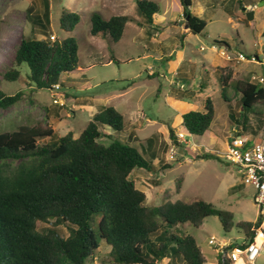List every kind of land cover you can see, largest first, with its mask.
<instances>
[{"label":"trees","instance_id":"trees-1","mask_svg":"<svg viewBox=\"0 0 264 264\" xmlns=\"http://www.w3.org/2000/svg\"><path fill=\"white\" fill-rule=\"evenodd\" d=\"M181 1L186 7L191 5V0ZM42 5V10L34 6L27 9L30 33L22 35L4 78L23 79L36 89L54 90L56 85L61 89L62 75L79 69V43L74 36L43 35L51 23L52 8L50 0H42ZM137 8L146 24L154 21L155 13H162L155 0H137ZM186 15L190 29L196 34L204 33L206 20L189 9ZM130 20L128 15L106 19L95 12L91 33L105 38L111 48L113 42L121 40ZM79 22L77 12L61 7L60 29L71 32ZM23 63L30 70L26 79L21 70ZM230 79L231 75L222 77V95L227 102ZM235 88L241 93L244 109L264 104L263 86L243 80ZM23 95L22 90L15 94L0 91V106L9 107ZM214 117L215 105L208 97L204 111L183 114V125L190 133L202 135ZM125 125V117L116 107L103 105L77 137L72 132L58 135L51 124L40 122L0 132V264H92L102 240L111 249L107 264H158L165 258L168 264L178 259L185 264H205L207 257L195 236L179 235L172 228L186 223L199 227L210 215L217 216L226 231L234 225L244 231L241 244L227 246L225 257L219 254L218 264H235L230 257L232 249L254 240L260 217L235 222L232 210L218 208L204 199L174 200L169 192L162 204L147 203V194L136 186L132 173L137 169L153 171L154 161L133 144L131 136L108 144L101 140L111 137L109 132H103L105 126L120 131ZM170 136L176 140L172 127ZM45 138L49 140L40 141ZM154 139L148 138V150L154 149ZM156 152L155 148L152 153ZM198 157L219 158L212 153ZM13 160L19 162L14 165ZM183 177L176 179L178 190ZM52 219V226L38 228L39 221ZM94 220L97 229L92 224ZM64 222L73 225L68 236L57 229Z\"/></svg>","mask_w":264,"mask_h":264},{"label":"rangeland","instance_id":"rangeland-1","mask_svg":"<svg viewBox=\"0 0 264 264\" xmlns=\"http://www.w3.org/2000/svg\"><path fill=\"white\" fill-rule=\"evenodd\" d=\"M156 1L160 3L163 11L167 9L168 18L175 13L180 15L182 11L180 0ZM50 2L51 23L45 27L46 34L43 35L49 36L52 33L56 37H76L79 43V64L82 69L64 73L61 78L63 87L59 90L36 89L23 79L6 80L4 74L12 67L22 35L30 33L31 22L27 17V9L34 6L36 10H42L43 5L42 0H0V91L5 94H15L20 90L24 92L23 97L15 104L9 107L0 106V132L15 130L21 124L40 122L51 124L58 135L72 132L77 137L93 119L98 108L102 105H113L125 116L128 123L133 122L137 125L131 127L138 137L137 147L141 152L145 151L146 158L156 163L153 171L137 169L132 173L136 186L146 192L147 203L160 205L165 199L166 192H169L174 200L192 202L204 199L218 208L232 210L235 222L256 221L258 207L254 201L255 189L245 184L238 176L235 165L226 159L223 146H217L213 151L219 158H199L201 155H198L195 158L190 156L192 158L190 161L182 160L178 154L172 155L170 146H167L166 141L163 142V137L154 144V149H157L155 154L152 153L154 149L148 150L149 136L155 131H163L165 123L175 118L176 98L170 94V82L174 78L173 66L168 59L161 62L154 58L148 50L149 43L146 42V37L149 28L143 24L144 19L138 11L137 0H50ZM62 6L80 15V22L71 32L58 27ZM215 11L216 20L208 23V32L214 37L217 32L222 33L224 28L225 32L231 33L230 25L223 18L222 9L216 7ZM95 12L102 14L106 19L113 15L131 17L123 37L119 42H113L111 48L105 38L91 33L92 15ZM248 38L253 40L252 29L249 30ZM227 39L231 41L229 37ZM182 41L184 47L182 49L180 46V49L186 55L196 57L204 55L205 52L200 49L205 43L204 39L190 37ZM215 41L221 40L211 38L208 44ZM259 57L264 61V53ZM248 68L264 74V64L251 63ZM21 70L24 78L30 72L26 63L22 64ZM234 93L235 91L229 88L228 94L233 96ZM231 108L234 124L242 127L241 133L236 134L244 136L250 134L258 138L256 142L264 143V104H256L245 109L242 105L240 108L237 107L238 109L235 106ZM218 113L219 121L223 125L221 127L224 130L223 138L226 129L231 130L232 127L227 122V109L223 114L219 105ZM138 114H143L144 118L137 119ZM128 127L130 128L128 125L125 129L117 131L105 126L103 132H109L111 137H102V142L108 144L113 139L128 140L130 133ZM48 140L45 138L40 141ZM160 160L162 161L159 162ZM12 162L16 165L19 160ZM167 163L170 167L166 165ZM181 175L184 177L182 187L178 190L176 179ZM53 221L54 219L49 222L39 221L38 228L42 230L50 227ZM92 224L97 229V220ZM71 226H73L71 223L64 222L59 224L57 229L63 236H68ZM172 229L182 236L186 234L195 236L207 257L208 261L205 264L217 263L219 255L216 248L221 242L241 244L245 239V233L241 228L234 225L226 231L215 215L207 216L199 227L186 223L177 224ZM212 236L216 238L214 244L210 243ZM110 250V246L102 240L92 264H107L111 259ZM168 262L169 259L165 258L158 264ZM171 264L185 263L178 259ZM246 264H264V245L254 263L246 260Z\"/></svg>","mask_w":264,"mask_h":264},{"label":"crops","instance_id":"crops-1","mask_svg":"<svg viewBox=\"0 0 264 264\" xmlns=\"http://www.w3.org/2000/svg\"><path fill=\"white\" fill-rule=\"evenodd\" d=\"M263 1L264 0H191V5L186 7L180 0V8L182 10L180 15L175 13L168 18L166 17L167 9L163 11L160 5L162 13H155L154 21L151 24H146L144 21V26L146 25L149 28L146 37V42L149 43L148 50L154 58H158L161 62L168 59L173 66L174 78L170 82V94L174 95L176 98L175 118L165 123L166 125L163 131H155L149 136V138H155L154 144L158 143L160 137H163V142L165 143L166 141L170 149L174 146L177 147L178 155L182 160L190 161L192 160L190 156L195 158L198 155L209 153L207 151L214 154L213 151H215V147L220 145L225 148L226 152L230 137L232 135H237L236 133H241L242 127L240 125H235L233 122L232 116L234 114L232 111L233 108L231 107H241V93L235 88L237 82L250 80L258 84L255 77L264 76V74L256 73L254 70L248 68V65L251 63L259 65L264 64V61L260 60L259 57L264 53ZM216 7L222 9L224 13L223 18L230 25L229 29L231 33L225 32L226 29L224 28L222 33L217 32L216 37H214L208 32V23L216 20L214 19ZM187 9L206 20L207 25L204 33L196 34L190 27L185 26L187 15H184V10H186L187 13ZM249 11L253 12L250 18H248ZM250 29H252L253 32V40L248 38ZM190 37L205 40V43H203L200 48L205 52L203 56L196 57L186 55L181 51L180 46L182 49L184 47V41H182V39L188 40ZM228 37L231 41H228ZM211 38H213V40H221L220 42H215L224 44L231 51H241L248 56L255 55L257 60L238 61L236 58L228 60L213 46V43L208 44ZM79 69H82L81 65ZM228 75H231L228 90L232 88L235 93L233 96L228 94L230 101L227 102L222 95V77ZM176 78H178V80H175ZM208 97L212 99L215 105V117L210 128L204 134H192L183 125V114L189 110L204 111L205 101ZM233 98L235 99V103H233ZM219 105L223 114L224 110L227 109V122L228 125L232 127L231 130L226 129L223 137L224 139L222 138L224 130L221 128L223 125H221L219 121ZM99 109L100 108H98V110ZM98 110L95 112L97 113ZM143 118V114L137 115V119L142 120ZM125 122V127L128 125L130 126V128L128 127L130 130L128 139L131 136L134 139L133 144L138 146V144H136L138 137L135 136V131L133 129L131 130V127L134 128L137 125L133 122L128 123L126 120ZM170 127L174 129L175 141L170 136ZM235 127H237V130H235ZM245 136L249 138L250 144L258 140V138L252 137L250 134H246ZM161 161L162 160L159 162ZM235 169L238 176L242 179L239 168L235 166ZM223 243L229 246L231 242H221V246L219 244L216 248L217 255L221 253ZM216 264H218V261Z\"/></svg>","mask_w":264,"mask_h":264},{"label":"built area","instance_id":"built-area-1","mask_svg":"<svg viewBox=\"0 0 264 264\" xmlns=\"http://www.w3.org/2000/svg\"><path fill=\"white\" fill-rule=\"evenodd\" d=\"M213 46L228 60H233L234 58L238 61L257 60L255 55L248 56L241 51H231L224 44L218 42L213 43ZM255 79L258 84L264 86V76H256ZM58 89L59 85H56L54 90ZM171 154H178L176 146L171 148ZM225 157L230 163L239 168L242 181L254 187V201L258 207L259 217L261 219L259 226L255 229L254 240L245 246L241 245L232 249L230 257L235 264L239 262L246 264V260L250 263H254L264 245V143L253 142L250 144L247 136L232 135L227 145ZM260 235L263 236L262 242H260ZM215 240L216 238L212 236L210 238V243L214 244ZM226 247L227 244L223 243L221 247L223 257H225L227 253V250H225Z\"/></svg>","mask_w":264,"mask_h":264},{"label":"water","instance_id":"water-1","mask_svg":"<svg viewBox=\"0 0 264 264\" xmlns=\"http://www.w3.org/2000/svg\"><path fill=\"white\" fill-rule=\"evenodd\" d=\"M264 2V1H263ZM184 15H186V10H184ZM251 15H253V12L252 11H249L248 12V18L251 17ZM186 27H189L190 26V23L188 21V16H186V24H185Z\"/></svg>","mask_w":264,"mask_h":264},{"label":"bare ground","instance_id":"bare-ground-1","mask_svg":"<svg viewBox=\"0 0 264 264\" xmlns=\"http://www.w3.org/2000/svg\"><path fill=\"white\" fill-rule=\"evenodd\" d=\"M263 236L262 235H260V242H262V238ZM238 264H243L242 262H239Z\"/></svg>","mask_w":264,"mask_h":264}]
</instances>
